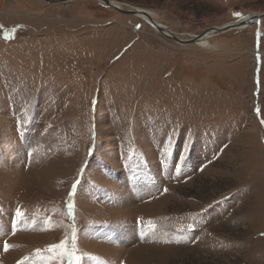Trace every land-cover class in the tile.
<instances>
[{
  "label": "rangeland",
  "instance_id": "obj_1",
  "mask_svg": "<svg viewBox=\"0 0 264 264\" xmlns=\"http://www.w3.org/2000/svg\"><path fill=\"white\" fill-rule=\"evenodd\" d=\"M110 1L183 40L264 15ZM61 242L79 264H264V19L183 46L95 0H0V264H74Z\"/></svg>",
  "mask_w": 264,
  "mask_h": 264
},
{
  "label": "water",
  "instance_id": "obj_2",
  "mask_svg": "<svg viewBox=\"0 0 264 264\" xmlns=\"http://www.w3.org/2000/svg\"><path fill=\"white\" fill-rule=\"evenodd\" d=\"M48 3H69V2H74L76 0H45ZM99 2L100 4L113 9L121 14L124 15H130V16H136V17H144L147 19V22L150 24L152 28H154L156 31H158L162 36L175 41L176 43L183 45V46H188V45H194V44H199L200 41L204 40L206 37H211L214 34L218 33H223V32H228V31H234V30H240L243 29L242 26L250 24V22H254L255 24H259L263 19L264 15H258L254 14L251 16H248L247 18H244L234 24L228 25V26H222V27H213L206 32H204L202 35L191 39V40H183L175 35H173L170 31H168L165 27L161 26L158 24L147 12L145 11H140V10H124L120 8L116 3L110 0H95ZM253 16V17H252ZM245 22V23H244ZM244 23V24H243Z\"/></svg>",
  "mask_w": 264,
  "mask_h": 264
},
{
  "label": "snow or ice",
  "instance_id": "obj_3",
  "mask_svg": "<svg viewBox=\"0 0 264 264\" xmlns=\"http://www.w3.org/2000/svg\"><path fill=\"white\" fill-rule=\"evenodd\" d=\"M17 214L19 215V213H17ZM66 243L67 242H61L60 244L56 245L55 248L63 250L61 252L62 256L67 257L68 259L72 260L74 262V264H79L80 257L75 255V248L74 247L71 249L67 248ZM4 248H5V250H7L8 245L5 244ZM51 250L52 249H50V251Z\"/></svg>",
  "mask_w": 264,
  "mask_h": 264
},
{
  "label": "built area",
  "instance_id": "obj_4",
  "mask_svg": "<svg viewBox=\"0 0 264 264\" xmlns=\"http://www.w3.org/2000/svg\"><path fill=\"white\" fill-rule=\"evenodd\" d=\"M254 51H255V53H256L255 58L258 59V58L260 57V54H259L260 51H259L258 48L254 49ZM255 63H256V62H255ZM260 64H261V61H258V60H257V66L260 65ZM257 70H259V67L257 68Z\"/></svg>",
  "mask_w": 264,
  "mask_h": 264
},
{
  "label": "bare ground",
  "instance_id": "obj_5",
  "mask_svg": "<svg viewBox=\"0 0 264 264\" xmlns=\"http://www.w3.org/2000/svg\"><path fill=\"white\" fill-rule=\"evenodd\" d=\"M139 18H142V19H144V20H146V21H147V19H146V18H144V17H139ZM244 23H245V22H244ZM244 23H243V24H244ZM248 25H249V24H247V25H244V26H242V28H243V27H245V26H248ZM207 38H208V37H206L204 40L200 41V42H199V44H201V45H202V43L204 44V42L206 41V39H207Z\"/></svg>",
  "mask_w": 264,
  "mask_h": 264
},
{
  "label": "trees",
  "instance_id": "obj_6",
  "mask_svg": "<svg viewBox=\"0 0 264 264\" xmlns=\"http://www.w3.org/2000/svg\"><path fill=\"white\" fill-rule=\"evenodd\" d=\"M211 210H212V209H211ZM210 215H211V214H209V213L205 214L206 217H208V216H210Z\"/></svg>",
  "mask_w": 264,
  "mask_h": 264
}]
</instances>
